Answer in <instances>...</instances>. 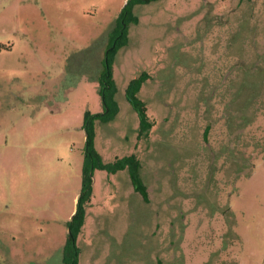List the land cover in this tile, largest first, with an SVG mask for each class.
I'll return each instance as SVG.
<instances>
[{
    "label": "rangeland",
    "instance_id": "rangeland-1",
    "mask_svg": "<svg viewBox=\"0 0 264 264\" xmlns=\"http://www.w3.org/2000/svg\"><path fill=\"white\" fill-rule=\"evenodd\" d=\"M127 1L0 0V264H63L84 117L103 108L105 50ZM132 9L109 65L119 110L94 120V147L105 162L135 153L148 198L125 168H94L79 264H264V97L239 130L224 106L235 72L236 105L263 85L264 0ZM140 73L153 124L137 137L124 88Z\"/></svg>",
    "mask_w": 264,
    "mask_h": 264
},
{
    "label": "trees",
    "instance_id": "trees-1",
    "mask_svg": "<svg viewBox=\"0 0 264 264\" xmlns=\"http://www.w3.org/2000/svg\"><path fill=\"white\" fill-rule=\"evenodd\" d=\"M150 0H128L127 4L130 5V9H127V5L124 6L121 11V17L125 20H121L117 24L116 32L113 35L110 43L107 45L105 50V68L100 77L99 83V93L101 96L102 110L96 112L95 114L85 113L83 126L85 128V152H84V162L82 167V184L79 190L75 210L71 215V219L68 223L67 241L62 248V261L63 264H79V253L80 248L76 244V237L80 233L86 217V207L91 202L92 195V175L94 168L105 169L108 172H115L121 168H125L129 177L131 178L134 190L138 191L142 198H148L147 185L141 174V161L137 155L133 152L121 157L116 158L113 162H105L100 159V155L94 147L95 135H96V125L104 124L113 120L119 110V105L114 95L116 92V85L114 84L111 74H110V62H113L114 55L116 51L127 43L128 40V25L135 22L136 16L132 7L134 5L149 2ZM241 1V0H239ZM260 65H252L253 70L258 68ZM250 71H246L249 74ZM148 76L143 73L138 74L134 78H130L125 85L124 95L126 100L130 103L131 107L136 113L138 119L137 125V137L146 136L148 134V129L152 126L153 121L149 118V115L145 112L146 102L138 95L140 80H143ZM244 76V75H242ZM240 75L235 72L230 79L231 90L226 93V99L224 106L226 109L225 123L226 128L231 127L232 120L239 117L237 129H243L251 124V120L255 117L254 104L252 105L253 98L257 100L258 96L264 97V82L263 85L258 89L250 90L246 97L240 104L236 105L233 99L236 96V91L234 88V82L238 79ZM249 81L251 79H248ZM224 109V110H225ZM97 119L98 122L95 125L94 120ZM210 126H206L203 129V136L206 138Z\"/></svg>",
    "mask_w": 264,
    "mask_h": 264
},
{
    "label": "flooded vegetation",
    "instance_id": "flooded-vegetation-1",
    "mask_svg": "<svg viewBox=\"0 0 264 264\" xmlns=\"http://www.w3.org/2000/svg\"><path fill=\"white\" fill-rule=\"evenodd\" d=\"M125 44H126V43H125ZM125 44H124V45H125ZM122 46H123V45H122ZM119 48H120V47H119ZM118 50H119V49H118ZM118 50L116 51V53H115V55H114V59L116 58V54H117ZM114 59H113V60H114ZM136 118H137V117H136Z\"/></svg>",
    "mask_w": 264,
    "mask_h": 264
},
{
    "label": "water",
    "instance_id": "water-1",
    "mask_svg": "<svg viewBox=\"0 0 264 264\" xmlns=\"http://www.w3.org/2000/svg\"><path fill=\"white\" fill-rule=\"evenodd\" d=\"M78 196V195H77ZM77 200V199H76ZM68 231H69V229H68Z\"/></svg>",
    "mask_w": 264,
    "mask_h": 264
}]
</instances>
